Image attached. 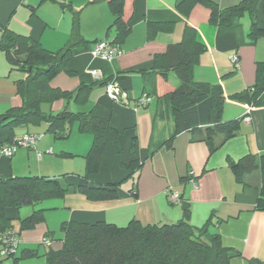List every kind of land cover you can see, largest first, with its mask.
I'll list each match as a JSON object with an SVG mask.
<instances>
[{"label": "crops", "instance_id": "0c3cea01", "mask_svg": "<svg viewBox=\"0 0 264 264\" xmlns=\"http://www.w3.org/2000/svg\"><path fill=\"white\" fill-rule=\"evenodd\" d=\"M210 1L219 8H227L241 0ZM176 2L177 0H124L123 21L128 23L131 31L119 46L121 54L111 61L94 58L90 53L95 41H111L115 37L112 31L107 33L113 22L108 0H0V39L2 28H6L14 34L39 42L48 51H57L67 43L74 13H77L79 33L87 44L73 51L68 64V70L72 74L60 73L51 85L64 91H74L80 84L93 85L88 103L81 110H88L105 92L104 88L94 85L95 79L91 71H98L102 78L121 72L129 73L130 104L141 98L144 93L138 71L150 69L154 55L164 53L169 45L180 42L186 25L196 31L198 41L206 46V51L193 70L195 81L219 84L225 97L252 86L256 80L257 64H264V37L255 41L248 39L249 18L242 17L232 27H216L209 24L210 11L204 6H194L189 16L184 18L176 11ZM148 23H171L172 29L147 39ZM235 55L239 60L237 69L231 63V58ZM23 77L21 72L12 69L6 55L0 51V115L20 104V99L15 94L14 82ZM178 85L179 81L172 73L167 79L156 77V95L167 94ZM72 105L74 104H70L69 108ZM62 106L63 102H57L52 105L51 110L57 112ZM154 107L152 101L136 111L138 141L142 148L147 147L151 140L160 144L173 131L171 117L153 121ZM248 108L251 110L246 116ZM45 111L48 112V108ZM222 118L224 121L243 119L239 132L233 139L210 155L206 144L193 140L190 133L176 135L172 149H158L144 164L135 180L134 193L130 192L132 182H128L118 189V198L113 201L90 202L74 193L62 199H51L25 208L24 216H21L20 209L21 217L42 209L44 220L36 231L21 233V243L15 257L23 249H38L32 248L35 237L42 235L43 238L49 233L53 236L56 229L60 231V225L67 221L89 224L105 222L119 227L127 225L131 220H137L143 225L176 222L181 218V211L179 203L170 202L169 194L174 192L182 201L190 203L192 226L201 227L212 218L210 231L221 236L224 246L241 254L240 257L233 258L230 264H248L251 259L264 262V211L254 210L257 192L252 187L237 184L228 167V160L237 161L247 154L264 152V91L252 106L226 99ZM246 118L249 121H245ZM41 125L15 130V137L39 133L42 138L35 149L20 148L11 158L0 153V176L56 177L57 168L62 166L68 170L70 166L68 162H58L59 159L66 161L78 154L83 155L91 146V135L77 133L75 125L71 127L67 140L61 139L66 141L64 144H57L58 139L51 133L43 136L39 129ZM1 146L0 140V148ZM62 153L72 156L62 157ZM15 214L9 212L11 216ZM61 239L62 236L55 247L53 239H50V247L59 249ZM44 252L41 253L38 249L39 257L15 263L11 258L12 264H45L42 257ZM2 262L0 257V264Z\"/></svg>", "mask_w": 264, "mask_h": 264}, {"label": "trees", "instance_id": "16d2710c", "mask_svg": "<svg viewBox=\"0 0 264 264\" xmlns=\"http://www.w3.org/2000/svg\"><path fill=\"white\" fill-rule=\"evenodd\" d=\"M108 5L113 22L107 33L112 31L115 37L111 41L104 40L119 47L131 31L128 23L123 21L124 0H108ZM196 5L210 11L209 24L213 26L232 27L247 16L250 21L248 39L255 41L264 37V0H241L227 8H219L210 0H177L175 9L187 18ZM171 29V23H148L146 37L152 39L157 33ZM85 44L87 41L79 33L77 13H74L67 43L54 52L29 37L2 28L0 51L6 55L12 69L24 75L14 82L20 104L0 115L2 145L10 144L16 138L17 128L41 124H46V132L58 140L67 139L75 124L77 133L91 135L92 142L83 156L82 175L0 176V235L13 230L20 237L23 231L32 230L43 222L42 209L21 217L19 210L24 207L74 193L90 202L113 201L118 198V189L128 182H132L130 192L134 193L135 180L144 164L158 149H172L173 140L180 133H190L193 140L206 144L210 155L215 153L238 134L243 121L223 120L226 99L252 106L264 91L263 63L257 64L252 86L228 97L224 96L219 84L195 81L193 70L206 46L198 41L196 31L186 25L180 42L169 45L164 53L154 55L150 69L138 71L142 78V96L150 98L149 103L154 101L153 121L168 117L173 121V131L167 139L160 144L151 140L142 148L138 141L136 111L148 104L140 106L136 104L138 99L130 104L129 73L121 72L95 80L94 85L104 88L105 92L88 110L80 108L88 103L93 85L80 84L74 91L52 87L51 82L60 73L72 74L68 64L73 51ZM170 73L179 81L178 87L157 96L156 77L167 79ZM110 83L117 84L120 93L126 95V102L108 96L106 86ZM57 102H63V106L53 112L51 107ZM72 103L79 110L72 111L69 108ZM43 105L49 107L48 112L42 109ZM60 156L71 157L72 154L62 153ZM228 167L237 184L256 190L254 210L264 211V152L247 154L237 161L228 160ZM172 203H179L181 218L161 225H143L137 220H131L123 227L105 222H64L60 225V248L54 250L50 245H44L49 248L42 255L45 264H230L233 258L241 256L238 251L224 246L218 233L210 231L212 218L203 226L194 227L190 224V203L181 198ZM9 212L16 214L11 216ZM14 222L18 224L17 229ZM50 236L51 233L45 234L44 238L50 240ZM15 255L7 259L13 258L15 263L40 256L38 249H23L17 257ZM248 264L264 262L251 259Z\"/></svg>", "mask_w": 264, "mask_h": 264}, {"label": "built area", "instance_id": "2783aa9c", "mask_svg": "<svg viewBox=\"0 0 264 264\" xmlns=\"http://www.w3.org/2000/svg\"><path fill=\"white\" fill-rule=\"evenodd\" d=\"M90 53L94 58H99L104 61H111L121 54V50L117 45L112 44L109 41L102 40L94 45ZM231 63L235 68L239 67V60L236 55L231 58ZM90 73L95 80L101 77V74L98 71H91ZM106 93L112 99L121 98L126 102V95L124 93H120V89L117 84H108L106 86ZM149 102L150 98L142 96L138 99L136 104L145 106L149 104ZM250 110L251 108H248L246 110V116L250 114ZM245 121H249V119L246 118ZM40 138L41 136L39 134L26 133L20 137L14 138L10 144L2 145L0 148V153L5 157L11 158L13 154L20 148L35 149L36 144L40 140ZM38 157H40V154H38ZM194 187H196V185H194ZM169 199L171 202H177L179 199V195L172 192L169 194ZM20 243L21 238L17 236L13 230H8L5 233H2L0 235V256H5L7 258L14 255ZM43 244L50 245V240L44 238Z\"/></svg>", "mask_w": 264, "mask_h": 264}, {"label": "rangeland", "instance_id": "374dc122", "mask_svg": "<svg viewBox=\"0 0 264 264\" xmlns=\"http://www.w3.org/2000/svg\"><path fill=\"white\" fill-rule=\"evenodd\" d=\"M73 104V103H72ZM47 108H48V110H49V107L47 106V105H43V107H42V109L45 111V110H47ZM71 110L72 111H77V107L75 106V105H72V107H71ZM75 125V124H74ZM44 125H41L40 126V130L42 131V134H43V136H46V135H48V134H50V133H48V132H46V129H47V125L46 126H44ZM52 135V134H51ZM53 136V135H52ZM89 136V135H88ZM65 140H67V139H65ZM66 141H63V140H58V142H57V144H64ZM91 142H92V139H91ZM87 152H85L83 155H77V156H74L73 158H69V159H67L66 161H64V160H61V159H59L60 161H58V162H68L69 164H70V168H71V170H69V167H68V170H66V168L64 167H59V168H57L58 170H57V172H56V177H58V176H62V175H65V174H69V175H74V176H78V175H82L83 174V172H84V163H83V156L86 154ZM63 164H67V163H63ZM63 169V170H62ZM25 208H29V207H24V208H22L21 209V216H24V214H26L25 213ZM40 224H43V222L42 223H40ZM39 224V225H40ZM14 226H15V229H17L18 228V224H17V222H14ZM38 226V225H37ZM35 227L34 229H32V230H29V231H33V230H37V228L38 227ZM57 228V226H56V224H55V229ZM24 232H27V231H23L22 232V234L24 233ZM61 236H62V233H61V231H59V230H57L56 229V233L53 235V236H50L51 237V239H53V246L55 247L56 245H58V241L60 240V238H61ZM40 239V240H39ZM43 239H44V237L42 238V235H41V237L39 236V237H35V243H34V246L32 247V248H38L39 249V251L41 252V253H43L45 250H47V248L48 247H46V246H44V244H43ZM52 246V247H53ZM1 257V259H3V264H12V259L11 258H9V259H6L5 260V256H0Z\"/></svg>", "mask_w": 264, "mask_h": 264}]
</instances>
